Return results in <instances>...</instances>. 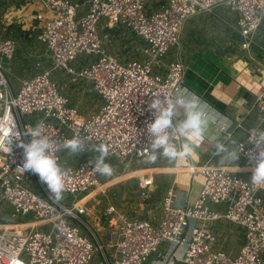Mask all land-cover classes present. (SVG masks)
<instances>
[{
  "label": "built area",
  "instance_id": "1",
  "mask_svg": "<svg viewBox=\"0 0 264 264\" xmlns=\"http://www.w3.org/2000/svg\"><path fill=\"white\" fill-rule=\"evenodd\" d=\"M39 1L45 12L36 14L41 23L37 39L45 44L51 64L71 75V82L89 81L103 102L91 115L81 114L68 104V98L50 78V70L22 79L15 92L4 63L13 58L17 43L0 33V201L11 206L8 217L0 222V264H146L162 242L170 244V256L174 258L183 246L180 259L184 264H264V186L251 182L258 149L251 142L255 135L250 136L251 130L264 131V86L256 96L258 122L236 144L251 173L249 177L226 167L190 165L188 171L204 177L192 203L176 202L174 193L169 191L156 222L141 215L129 216L110 203L105 213L117 215L115 231L110 232L105 244L85 216L89 215V207L96 209L101 204L99 195L110 188L112 184L106 183L112 178L101 182L100 174L93 171L92 158L80 161L76 167L65 165L70 170L66 194L93 189L73 202L63 200L58 205L49 198L47 185L37 174L20 168L24 151L18 146L19 140L12 137L19 132L20 139L30 142L31 137L24 133L27 126L33 125L26 123L24 116L41 114L44 132L54 141L78 135L91 138L86 141L88 146L109 144V156L118 162L143 158L140 153L150 147L147 125L155 119V110L149 108L151 100L156 96L162 100L173 96L178 89L190 92L181 60L166 66L160 62L179 43L185 21L194 14L227 4L237 13L241 48L247 50L263 23L264 0H167L160 9L151 10L147 8L150 0ZM81 5H86L84 13ZM102 18L106 21L100 25ZM120 27L144 41L143 47L135 50L125 63L105 45V39L112 40V30ZM101 30L105 31L104 38ZM80 53L85 57L76 66L74 62ZM216 115L229 135L232 128L243 127L240 120ZM180 142L177 137L176 143ZM53 152L60 162V151L54 147ZM152 172L154 169L142 173L148 175L146 183L152 184L156 173ZM208 202L226 203L227 210H212ZM28 216L35 218L20 221ZM222 219L245 230L236 256L215 248L217 237L209 222ZM82 227L93 239L82 232ZM107 247L114 249L113 260Z\"/></svg>",
  "mask_w": 264,
  "mask_h": 264
},
{
  "label": "crops",
  "instance_id": "2",
  "mask_svg": "<svg viewBox=\"0 0 264 264\" xmlns=\"http://www.w3.org/2000/svg\"><path fill=\"white\" fill-rule=\"evenodd\" d=\"M159 1L163 3L152 7L153 9H160L167 0ZM44 12L45 8L39 0L0 1V21L5 31V26H12L13 23L21 21L27 30L33 28L37 36L41 23L36 18V14ZM260 29L256 30L249 49L241 48L242 39L238 32L237 13L227 4H221L214 7L211 12L194 14L185 21L180 33L177 53L169 57L171 60L168 63L177 59L181 60L185 68L187 89L214 108V114L220 113L230 120L242 122V128L234 127L231 129V135L226 132L221 137L223 140L224 136H230L231 140L235 141V146L240 139L246 137L247 129L254 127L258 122L255 102L256 96L264 86V29ZM127 32L135 35L122 27L112 30L113 36L116 34V38L122 37L121 40L125 39ZM6 34L15 39L11 33L6 31ZM136 37L138 42L135 40V44L133 42L131 45L137 51L143 47L144 41ZM122 43L125 45L126 41ZM45 50L50 55L46 48ZM163 63L168 64L165 61ZM183 118V109H181L180 114L173 118L174 124ZM215 131V127H212L208 140H205L201 148L196 150L191 160L185 161L180 167L170 165L164 159L159 164L149 166L157 170L154 174L155 185L153 184L151 188L153 187L155 192L159 193V202H163L169 191L174 193L178 203H192L197 198L204 177L199 172L188 171L190 165L198 167L208 164L213 167H226L242 176H250L251 173L242 156L239 162L234 164L220 163V157L214 155ZM139 171L142 172L144 169L136 172ZM160 184H164V187L159 188ZM110 203H112L111 199L104 206L101 202L96 209L89 207V215L85 216V218L88 217L87 221L90 226L92 225L91 228H94L96 233H104L107 240L110 232L113 234L115 231L114 222L116 221V215L105 213V208ZM149 205L151 204H146V207L148 208ZM219 205H221V211L224 210L222 212L225 213L227 204L219 203ZM161 213L156 218H152L153 221L156 222ZM209 224L215 230L216 246L217 242H220L217 249L221 250L223 246H226L230 248L233 256H236L244 242V228L224 219L210 221ZM169 245L168 242H162L146 264H184L180 259L183 246L178 250V257L174 258L170 256ZM225 252L231 254L229 251ZM107 253L113 260L114 249L107 247Z\"/></svg>",
  "mask_w": 264,
  "mask_h": 264
},
{
  "label": "clouds",
  "instance_id": "3",
  "mask_svg": "<svg viewBox=\"0 0 264 264\" xmlns=\"http://www.w3.org/2000/svg\"><path fill=\"white\" fill-rule=\"evenodd\" d=\"M154 111L155 119L147 125L150 147L140 155L143 163L155 164L158 160L164 159L170 165L180 167L185 161L191 160L200 149L205 140H208L209 132L215 127L216 143L214 155L220 157L221 164H234L239 162L241 154L235 146V141L230 136L221 137L227 129L218 123V117L211 112L208 106L194 94L186 89H178L176 94L165 97L163 100L156 96L149 104ZM183 109V119L173 123L174 116L180 114ZM45 123L38 121L34 126L26 129L25 135L31 137L30 142L20 139V133L16 132L12 137L19 140L18 146L24 151V162L20 167L24 172L30 171L39 176L42 183L47 185L49 198L56 204H61L65 199L66 177L70 170L65 169L53 152L66 150L70 155H79L86 150L95 153L92 158L94 163L93 171L101 176L111 177L115 169L108 162L110 145L104 142L86 145L91 138H81L74 135L72 138H65L62 142L51 139L52 136L44 132ZM252 140L258 151L254 159L256 161L252 169L251 182L255 186H264V131L254 132ZM177 137L180 143H176ZM11 140L9 141L10 144ZM9 147V151H10Z\"/></svg>",
  "mask_w": 264,
  "mask_h": 264
},
{
  "label": "rangeland",
  "instance_id": "4",
  "mask_svg": "<svg viewBox=\"0 0 264 264\" xmlns=\"http://www.w3.org/2000/svg\"><path fill=\"white\" fill-rule=\"evenodd\" d=\"M155 2L156 0H150L147 4V8L151 10L153 9L152 7L163 3V1L159 0L156 3ZM85 7L86 5H81L80 7V10H83V13L85 12ZM105 21L106 19L102 18L100 20V25ZM5 28L7 32L11 33V35L15 37L17 43L16 52L13 58L5 60L4 63L7 79L15 92L19 89L22 79L28 78L36 73H41L45 70H50V78L58 85L60 92L68 98V104L70 106L75 107L78 112L85 116L91 115L100 108L103 101L93 91L91 83L89 81L80 79L77 82H71V75L67 74L63 69L53 67V65L51 64V57L46 53V47L43 43H41V41L37 40L36 32L32 30L33 28L27 30V27L23 25V22L21 21L13 23L12 26H5ZM258 30L261 29L259 28ZM6 31L4 30L3 25L0 21V33L3 36H7L8 34H6ZM100 33L104 38L105 31L101 30ZM121 38L122 37L116 38V34H114L113 36L112 33V40L109 42L107 41V39H105V45L109 50L114 52V54L120 59L121 62L125 63L127 58H131L132 56H134L135 48L131 44L133 42L135 44V40L138 42V39L131 32L126 33L125 39L123 38L121 40ZM124 41H126L125 45L122 43ZM178 48V44L172 46L169 52L160 59L161 64L169 65L168 62L171 60V58L169 57L172 54L176 55ZM84 57L85 54L80 53L78 55V59L74 62V64L77 66L80 63V59ZM141 58L144 57L141 56ZM174 58L177 59V57ZM163 61L168 64H164ZM40 119L41 114L24 116V121L26 123H31L33 126V121L35 120L36 122H38ZM94 155L95 153L90 150H88L87 152H83L77 156L70 155L66 150H61L59 152L60 163L63 167L65 165L76 167L80 161L87 158H93ZM107 159L108 162L113 165L115 172L111 177L100 175L101 182L108 181L112 178V182L110 183V185H112L110 186V188H108L105 193L99 195V198H101L103 202V206L109 201V199H111V202L115 204L118 211H123L129 216L141 215L149 219L159 216V213H161L162 211L163 202L158 201L159 193L157 194L153 187L151 188V186L154 184V175L153 182L151 184L145 182V180L148 178V175L142 174L144 172L152 170L151 168L153 167L149 166H152L154 164L143 163V158H133L122 163L118 162L116 158L111 156H109ZM162 160L163 159L158 160L155 164L161 163ZM141 169H144V171L136 172L137 170ZM153 169L155 172L157 171L155 168ZM140 174L142 175L140 176ZM159 186V188L164 187V184H160ZM92 189L93 187L89 188L85 192L75 195H69L65 193L64 201L73 202L76 197H80L88 193ZM34 191L39 193V190L36 187H34ZM146 204L151 205H149V207L147 208ZM208 205L212 210L221 211V205L219 204H211L208 202ZM10 209V204L4 201H0V222L3 221V217H8ZM222 211L224 212V210ZM33 218L35 217H21L20 221L30 220ZM86 220H88V217L86 218ZM10 221L12 220L10 219ZM82 232L92 238L90 233L86 231L84 227H82ZM97 235L104 244L107 243V239L105 238L104 233L97 232ZM219 244L220 242L218 241L216 249ZM221 250L229 251L231 253L230 255H234L230 248L226 246H223V249Z\"/></svg>",
  "mask_w": 264,
  "mask_h": 264
},
{
  "label": "water",
  "instance_id": "5",
  "mask_svg": "<svg viewBox=\"0 0 264 264\" xmlns=\"http://www.w3.org/2000/svg\"><path fill=\"white\" fill-rule=\"evenodd\" d=\"M261 28L264 29V18H263V23L261 25Z\"/></svg>",
  "mask_w": 264,
  "mask_h": 264
},
{
  "label": "bare ground",
  "instance_id": "6",
  "mask_svg": "<svg viewBox=\"0 0 264 264\" xmlns=\"http://www.w3.org/2000/svg\"><path fill=\"white\" fill-rule=\"evenodd\" d=\"M111 182H112V181L110 180V181H108L106 184H107V185H110ZM107 185H106V186H107Z\"/></svg>",
  "mask_w": 264,
  "mask_h": 264
}]
</instances>
